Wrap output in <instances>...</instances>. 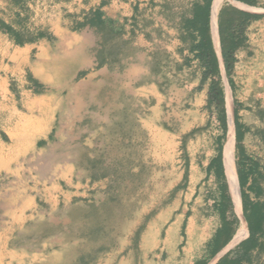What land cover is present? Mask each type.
Listing matches in <instances>:
<instances>
[{
    "label": "crops",
    "instance_id": "crops-1",
    "mask_svg": "<svg viewBox=\"0 0 264 264\" xmlns=\"http://www.w3.org/2000/svg\"><path fill=\"white\" fill-rule=\"evenodd\" d=\"M3 1L0 0V176L19 181L21 162H25L31 155L35 156L37 150L51 147L58 141V134L65 131L64 102L70 98L76 101L88 100L84 89L89 85L96 90L97 98L101 97L104 101L111 91L117 95V98L115 97L117 102L139 100L141 121L149 128L155 127L164 131L171 129L169 110L177 106L181 100L180 96L188 98L190 96V103L199 101L197 111L208 113L205 109L208 82L200 84L202 70L198 67L197 60L189 54L186 44L180 40L179 31L181 18L189 16L191 5L197 0H49L52 3L49 13L41 15L37 14V9L34 10V18H30L33 26L29 31L24 27L30 20L19 10L15 16H11L8 13L11 4ZM20 1L18 6L32 7L30 0ZM251 1L253 4L247 5L235 0H213L209 12L211 41L219 63L227 125L229 121V132L232 134L227 145L226 141L223 145L222 163L235 215L241 211L240 194L238 210L225 174L230 158L234 166L235 106H238L236 117L239 123L249 130L243 142L248 154L249 144L256 145L255 142H251L255 137L254 131L264 129V0ZM219 2L260 16L248 27L246 33L248 46L236 54V63L229 75V82L220 57L217 15L214 33L213 11ZM91 12H98L102 21L111 24L113 32L119 35L114 41L107 43L112 55H101V45L104 44L95 28L89 25L76 28V24L83 22ZM3 28H9L11 31L4 32ZM38 33H43L44 37L37 38ZM26 34L32 36L34 40L19 45L17 39L23 38ZM187 60H190L188 66ZM25 68L29 70L27 75L43 87L41 93L33 92L27 75L23 79L18 77V70ZM187 86L194 88L187 92L184 90ZM92 99L93 96L90 100ZM47 100L49 104L46 103ZM94 106L95 104L90 103L88 109ZM65 107H68V103ZM96 108L100 109V106ZM130 110L132 112V104ZM259 110L262 111V116L258 115ZM119 111H123V108ZM212 113L208 115L212 116ZM81 121L77 122L82 123ZM190 131L182 132L179 137L180 145L181 138ZM217 137L211 142L214 155L207 165L217 156ZM191 142L192 139L186 141L185 154ZM255 148L256 146L252 147ZM32 159L34 161V158ZM187 160L189 166L191 154H187ZM76 163L69 158L55 160V172L47 179L49 183L45 182L38 189L40 191H37V194L41 195L43 199H40L46 207L48 206L49 212L54 213L60 207L73 203L75 199L80 201L86 199L102 181L91 184L88 177L80 175ZM204 171L205 177L213 176L216 188L218 181L214 174H207L206 168ZM183 177L184 172L181 181ZM235 177L239 193L236 172ZM37 194L31 196L19 194L14 200L11 214L0 230V264H41L36 260L39 256H43L41 261H46L52 255H56L55 251L44 255L28 250L18 237L28 225L40 222L48 216L42 213V208L36 204ZM212 218L215 220L214 234L220 226V220L214 211ZM186 220L185 217L183 223ZM241 225H244L246 232L243 241L248 237L244 219L243 224L240 222L237 226L235 234ZM235 234L226 245L227 248L224 249L225 246L220 251L224 250L221 254L230 249L229 244ZM47 241L53 242L54 238L49 237ZM259 243L264 244V238L259 237ZM263 254L264 251L260 254L258 251H252L242 264H253V258L255 256L257 259L262 258ZM122 260L123 256L119 261Z\"/></svg>",
    "mask_w": 264,
    "mask_h": 264
},
{
    "label": "rangeland",
    "instance_id": "rangeland-1",
    "mask_svg": "<svg viewBox=\"0 0 264 264\" xmlns=\"http://www.w3.org/2000/svg\"><path fill=\"white\" fill-rule=\"evenodd\" d=\"M5 1L11 4L8 9L11 16L19 10L28 20L34 18L35 9L37 14L46 15L52 7L49 0H30L32 7L18 6L10 0L3 3ZM28 23L24 27L27 31L33 21ZM30 60L32 67V55ZM28 72V68L19 69L18 77L23 79ZM193 88L187 86L184 90L191 92ZM84 92L88 100L70 98L64 102L65 131L58 134V141L51 147L37 150L39 154L21 162L19 181L0 176V230L8 220L17 196L36 195L55 172V160L69 158L83 164L81 176L96 174L98 169L107 170L109 175L86 199L63 205L54 213L47 210L48 206L37 194L36 204L48 216L28 225L18 235L28 250L44 255L55 251L56 255L46 261L40 260L43 256L37 261L41 264H193L203 255L214 229L212 204L216 188L213 176L205 177L204 169L214 155L211 142L220 135L215 113L211 116L197 111L199 101L190 103V96H180L177 106L169 110L171 129L164 131L149 128L141 121L139 100L117 102V95L111 91L104 101L97 98L92 85L86 86ZM46 103L50 102L47 100ZM90 103L95 106L88 109ZM120 108L123 111L120 112ZM80 120L82 123L77 122ZM207 121L210 127L204 130ZM192 129L200 131L189 138L192 142L185 154L179 137L183 131ZM231 135L228 121L226 145ZM258 141V138H252L251 142L256 145L249 144V154L264 161V144ZM101 154L103 156L99 158ZM187 154H191L192 160L187 169L186 188L170 198L172 190L181 183ZM94 158L102 164L97 170H90L88 161ZM154 210L155 214L145 223L134 248L135 231ZM236 215L239 224H243L242 212H236ZM185 217L187 220L183 224ZM45 234L47 236L42 237ZM49 237L54 241L48 243ZM44 243L46 245H42ZM121 256L122 262L119 261ZM252 261L253 264H264V254L258 259L255 256Z\"/></svg>",
    "mask_w": 264,
    "mask_h": 264
},
{
    "label": "trees",
    "instance_id": "trees-1",
    "mask_svg": "<svg viewBox=\"0 0 264 264\" xmlns=\"http://www.w3.org/2000/svg\"><path fill=\"white\" fill-rule=\"evenodd\" d=\"M15 4H19L20 0H10ZM213 0H197L191 5L189 16H183L180 21V40L186 44L189 54L198 62V67L202 70L200 84L208 82V92L205 109L208 113L214 112L216 120L219 123L220 135L217 137L218 152L206 167L207 174H214L218 181L216 189V197L213 200L212 209L219 217L220 226L214 232L211 239L206 243L204 253L196 259L193 264H209L213 258L229 243L236 232L239 224V219L234 213V208L229 194L228 184L224 175L222 157L223 145L225 143L228 130L227 115L224 100V90L221 81L218 59L214 53L210 27H209V12L210 5ZM247 5L253 4L251 0H235ZM260 16L252 15L240 11L230 4H223L217 14V35L220 49V57L225 72L227 81L229 75L236 63V54L243 49H246L247 39L246 33L250 24L259 19ZM85 25L95 28L98 34L102 37L101 55H112L108 41H114L118 33L113 32V26L107 24L101 19L98 12L89 13L83 22L77 23L76 28H81ZM4 32L11 31L9 28H3ZM119 36V35H118ZM37 38L44 37L43 33H38ZM34 40L32 36L26 34L23 38L17 39L19 45L30 43ZM190 60H187L188 66ZM100 65V64H99ZM27 79L32 85L33 92L39 94L43 91L30 75ZM42 88V89H41ZM234 108V137H235V156L234 166L237 176L239 194L241 201V212L247 226L248 237L241 241L238 245L230 249L226 254L217 260L215 264H242L247 256L252 251H258L260 254L264 251V244L259 243V237L264 238V161L260 158L250 156L243 145L246 135L249 130L239 123L236 117V109ZM262 116V111L257 112ZM118 124V123H117ZM210 126L207 121L202 128L206 130ZM199 129L191 130L188 134L181 138V148L185 150L186 141L192 138ZM253 136L264 144V129L255 130ZM103 154L99 156L101 158ZM90 170H97L102 162L98 158L88 161ZM83 167V164L76 163L78 170ZM188 169V160L185 159L184 177L179 185H177L170 193V198L174 194L185 188L186 176ZM96 174L88 175L90 183H95L106 179L109 175L107 170H99ZM80 200H73L78 202ZM155 214V210L149 213L144 223L141 224L135 231L132 238V246L137 247L140 235L145 228V223L148 222ZM184 224V223H183ZM47 236V234L42 237ZM86 264H89L88 262Z\"/></svg>",
    "mask_w": 264,
    "mask_h": 264
},
{
    "label": "bare ground",
    "instance_id": "bare-ground-1",
    "mask_svg": "<svg viewBox=\"0 0 264 264\" xmlns=\"http://www.w3.org/2000/svg\"><path fill=\"white\" fill-rule=\"evenodd\" d=\"M222 5V2H219L216 4L214 11H213V21H214V33H215V19H216V15L217 12L220 8V6ZM215 35V34H214ZM70 53V52H69ZM67 55V54H66ZM74 55V54H73ZM66 58V57H65ZM65 61V60H64ZM86 63V61H85ZM88 63V62H87ZM61 67V66H60ZM65 67V66H64ZM60 71V69H59ZM88 84V83H87ZM45 85V84H44ZM72 85V84H71ZM46 86V85H45ZM67 86V85H66ZM46 88V87H45ZM70 88V87H69ZM76 88H78V86H76ZM67 90V89H66ZM64 91V90H63ZM81 91V89H80ZM92 94V93H91ZM90 94V95H91ZM83 102V101H82ZM84 103V102H83ZM82 103V104H83ZM98 103V102H97ZM102 104V103H101ZM35 105V104H34ZM84 105V104H83ZM74 111V110H73ZM73 114V113H72ZM83 115V114H82ZM99 119V118H98ZM101 122V121H100ZM99 123V122H98ZM73 133V132H72ZM79 134V133H78ZM60 146V145H59ZM54 148V147H53ZM46 154V153H45ZM36 156V155H35ZM46 157V156H45ZM30 162V161H29ZM68 163V162H67ZM23 165V164H22ZM26 165V164H25ZM32 165V164H31ZM60 167V166H59ZM38 170V169H37ZM59 170V169H58ZM35 171V170H34ZM36 172V171H35ZM25 173V172H24ZM80 173V171H79ZM58 174V172H57ZM23 175V174H22ZM42 176V175H41ZM226 176L228 178V183L230 186V191H231V195H232V199L233 202L235 204V206L237 207V209L239 210V193H238V187L236 184V177H235V171H234V166H233V160L232 158H230V161H228L227 166H226ZM13 177V176H12ZM26 178V177H25ZM33 178V177H31ZM3 179V178H2ZM39 180V178H38ZM1 183V182H0ZM30 184V183H29ZM44 187V186H43ZM47 188V187H46ZM52 191V190H51ZM61 191V190H60ZM54 192V191H53ZM32 193V191H31ZM62 193V192H61ZM43 199V198H42ZM41 201V200H40ZM48 204V202H47ZM46 209V208H45ZM3 220V219H2ZM65 222V220H64ZM41 224V223H40ZM54 224V223H53ZM31 226V225H30ZM56 226V224H55ZM28 230V229H27ZM118 234V233H117ZM246 232H245V228L244 225H241L240 228H238L237 233L235 234L232 242L229 244V248H231L232 246L238 244L240 241H242V239L244 238ZM12 254V253H11ZM10 260V259H9ZM103 262V261H102ZM6 264V263H5Z\"/></svg>",
    "mask_w": 264,
    "mask_h": 264
},
{
    "label": "water",
    "instance_id": "water-1",
    "mask_svg": "<svg viewBox=\"0 0 264 264\" xmlns=\"http://www.w3.org/2000/svg\"><path fill=\"white\" fill-rule=\"evenodd\" d=\"M239 218V217H238ZM234 247V246H233ZM233 247H231L230 249H232ZM227 248V246L224 248V249H226ZM230 249H228L227 251H225L223 254H221L222 252H220L219 254H217L214 258H213V260L209 263V264H215L216 262H217V260L219 259V258H221L224 254H226ZM221 254V255H220ZM214 261V262H213Z\"/></svg>",
    "mask_w": 264,
    "mask_h": 264
}]
</instances>
